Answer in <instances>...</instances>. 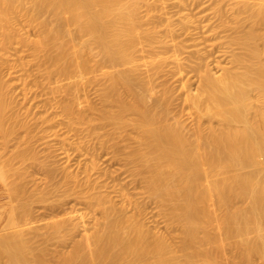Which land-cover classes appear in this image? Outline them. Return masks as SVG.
I'll list each match as a JSON object with an SVG mask.
<instances>
[{
	"label": "bare ground",
	"instance_id": "6f19581e",
	"mask_svg": "<svg viewBox=\"0 0 264 264\" xmlns=\"http://www.w3.org/2000/svg\"><path fill=\"white\" fill-rule=\"evenodd\" d=\"M28 1H31V3H33V6L36 8V10H50V12L55 14L57 17L66 16V19L64 18L66 22L64 23L65 20H63L62 22H60L59 26L55 28L51 26L52 24L45 21L44 36L42 38L31 41L34 47V53L37 57L42 59V53L44 51L46 52V55H44V61L48 64L49 77L51 79L56 78V80H58L57 84H63L62 81L64 80L67 81L74 78L80 79L81 75L88 76V74H94V76L92 75L93 77L88 78V82L85 83V86L92 80H101L99 76H101V78L104 80V82L102 83L103 88L100 95L101 100L104 104L103 109L98 110L94 105H92V103L91 106H88L86 108L80 107L81 105L78 103V96L79 92H81L85 87H83L81 82L78 80H76L72 84H67L65 86L62 85V87L60 86L62 88L60 90H58L59 88H56L58 91L65 93L67 97V99L63 103L64 109L71 116H73L74 119L88 124V126L90 127L89 131L92 135H95L97 133L98 128L106 125L111 126L112 135L115 136L117 134L119 135V137L122 135L124 130H127L129 128L138 130V135L136 137L129 138L134 140V143L137 144L130 153V156L133 159L132 164L134 163V167L136 168L137 173H140L139 175L141 176L143 175V180L145 181L153 195L156 197L155 199L158 200L162 212H165L164 214H166L168 219H170L172 222L180 225L182 230V236L180 237L181 239L179 244L181 247L180 249L185 250L187 248L186 250H189L192 248L193 250L191 251H194L191 252L192 256H188L189 254L186 255L188 256V260H186V263L199 262V264H253L252 261L255 259L254 257H258L264 264V235L260 234V232L264 230V183H262V185L252 186L254 184L253 180L254 178H256L255 176H259V173L253 176L252 174L254 173V171L253 173H250V171L249 174L251 175H242L244 177L240 176L241 178H237L236 180L234 179V175L231 173L229 175L230 178L229 176L227 178H225V176H222L221 179L216 178L212 181L210 180L212 177H214V174L216 177L219 176L220 172L219 174H216L217 170L215 169L222 166L223 162L224 164H226L228 163L227 161H229L230 163H232V165L230 164L231 166H235L233 165L236 164L235 160L241 163L243 161H247V159H249L252 155L255 156V154H257V152L255 151H264V96L262 97L258 95L259 99L261 97V100L259 101L261 102L259 103V105L261 104L260 107L258 106V100L256 96H254V98H256L257 100L256 105L258 107L255 105V103H252V106H254V108L257 107L258 111L256 110V108L254 109L251 106L247 110L249 111L251 108H253L251 109L252 113H250L249 111V114L252 115L255 114L253 113L254 110H256V113L258 112L257 116L255 115V117L257 118H255V121H253V117L248 118L244 113L246 112L245 109H247L246 104H248V102L245 104L247 96H250L247 93L248 91H244V89L239 91L237 87L236 89L239 92H234V90H236L234 88L238 86L239 80L236 81L232 79L233 77H229L228 71L224 69L223 72L227 71V75L224 73L221 75H226L227 78L230 79H227L225 76L226 81H223V85H225H218V78L213 79V74L215 76L216 74L212 72V74L209 73V75L208 69L205 70L207 71L206 75L211 76V78L208 79L207 82L208 88L205 82L207 79H204V81H202L203 83L205 82V84H203L201 81L200 84H203L204 86L202 87L203 89L201 88L204 93L203 96L208 94V96L206 95V98L209 97V100L207 99V101H209L208 105H206V101H203L204 104H202V101L199 98L200 95L198 96L197 94L193 96L191 95L192 97H189L188 95L187 98H185V101L187 100V103H189V100L191 101L193 108L190 104L189 107L191 106L193 112L195 111V118L199 114L202 116L208 115L207 117L209 118H214V116L218 114L219 117L217 118H221L222 116L223 119H220V121L223 120L225 124L223 123L224 127L222 125H219L223 128H218L217 126L218 129H215L216 127L213 124L215 128H211V130L206 126L207 129L210 130L209 135L206 132L207 129L206 131H204L207 134H203L204 132L202 130H204V127L203 125H201L203 122H201V124L199 122V117H201V119L203 117L199 115V117L197 116V123H199V125L197 126L198 128L194 130L191 135L187 133V127H185L186 125L183 124L182 120L179 117H172L170 114L169 108L171 102L168 88H165L164 91L161 92L158 96L156 95L153 99V102L149 104L147 100V94H149L154 89L155 79L153 78V76L141 78L138 75V71L140 70L139 68H141L140 63L142 62V58L137 55V53L145 50L143 46H147L149 48H152L151 50H153V40L155 39L157 33V31H155V26H153L152 24L147 25L150 27H145L144 24L142 25L143 20L140 15V7L145 3L147 4L146 0ZM187 1L185 5H189L190 1L189 3H187ZM237 1H234V3ZM257 1L259 3H257ZM257 1H255L256 6H259V8L261 6L264 7V0ZM23 2L24 0H0L1 44H7L11 40V35L10 32H8V27L12 23V19L14 17L18 15H30L29 17H33L31 13L28 14V12L25 11ZM196 2H194L193 0V3ZM246 2L244 1L243 3L251 6L249 2H247L248 4ZM243 3H241L240 5H242ZM245 4L243 5L245 6ZM235 5H237V3ZM254 5L252 4L251 7L255 10L256 8L254 7ZM240 7L241 6H239V8ZM243 7H241L242 11ZM261 8L259 9V11H253L256 14H264V8L263 12ZM246 10L244 11L246 12ZM253 11L251 10L252 14L254 13ZM236 15L238 16V13H236ZM246 16L248 17L249 13ZM257 16L258 15H256L255 20H253L254 23L258 21L257 18L259 17ZM263 16L264 15H262V18H259V20L261 19L259 22H264ZM60 18L58 20L61 21L63 18ZM188 18L186 17V19ZM247 21H250V19ZM224 22H226V20ZM224 22L222 24H224ZM61 24L63 26L65 24V26L63 27ZM66 25L72 27L71 29L73 32L71 31V33L75 35V38L80 39V41L77 42L79 45L78 49L76 45L77 43L75 44L74 42L76 41L74 40V38L69 39V37L67 39L66 32L64 31L67 29ZM186 25L187 24H185V26ZM252 25L253 24H251V27ZM244 26L245 25H243V28ZM254 27L256 28L258 27V25ZM241 30L243 31L244 29ZM257 31L259 32V30ZM246 35H248L247 40L249 39V42L251 40H254V42L251 43H255V45H258L256 44L258 42L257 40L264 39V35L259 36V34L257 35L256 33L252 32ZM239 44H241V42ZM255 47L258 48V46ZM244 48L247 49V45ZM251 50L252 49H250L249 51ZM148 51H150V49H148ZM256 52L259 51H252V55L254 54L255 58L257 57V59H259L258 57L261 56V50L260 54L257 53L259 55H256ZM237 55H240V53H237ZM98 56L99 58L96 59V57ZM237 58L238 57H236L235 59ZM201 59L202 58H200V60ZM151 60L152 59H150V64L148 63L149 61H147V63L145 62V64H149V67L151 65V68H155V70H158L159 66L157 65V63H155V59L153 58V61ZM241 60L240 62H242ZM260 60H258L259 62L257 61V64L261 63L262 65L258 69H256L258 66L254 69L253 66L255 65V62L251 60L254 63L252 65L253 70H256L257 74H259L260 76L258 77L256 75V72L253 71L254 75H256L255 78H257L256 82L254 81L255 79L253 80V82L256 83L255 86H257L258 83L261 84V82H264L261 79L264 78V59L262 60V62ZM244 61L246 60L244 59ZM145 64L143 63V65ZM237 65H239V63ZM242 65L239 66V68L242 67ZM117 67H124V69L121 70L120 68L121 71H119V69L117 70ZM125 67L128 68L125 69ZM111 68H115L117 71L108 72L107 70ZM194 68L197 70V74L198 69L196 67H193V71ZM236 69L238 68H235V70ZM245 69L247 70L250 68L246 67ZM202 71L203 70H201V72ZM98 72L100 74L99 76ZM199 73L197 75H199ZM236 74V77L242 75ZM209 76L207 77L209 78ZM253 78L254 77L252 74V79ZM199 79L203 80V78ZM245 79L246 78H244V81ZM258 79L259 81L260 79L262 81L259 82ZM247 81L248 79L245 81V84H243V82L241 81L242 85H245L244 88H246ZM185 86L187 87L188 84H184L183 88H185ZM219 86H221L222 88V94L225 95H221V89ZM239 86L241 85L239 84ZM255 86L253 90H256V88H258V86ZM259 87H262L264 89V85H260ZM138 88L140 89L138 90ZM205 92L207 93L205 94ZM203 96L201 92V98ZM248 98V100L250 101V97ZM227 104H230L234 107L229 106L226 109L227 111H224V108V110L221 112L219 108L221 109L222 105L228 106ZM9 105L10 102L8 101L6 92L3 89V84L2 82H0V135L2 136L3 142L1 144L5 145L4 147L6 148L8 147V139H10L9 136H14L17 128L19 127V125L17 127V125H13V123L10 125L9 123L10 117L6 112ZM202 105L206 106V110L204 108L203 111L201 110V108L203 107ZM204 110L206 111V114ZM246 113L248 114V112ZM252 115H250V117ZM211 118L209 120H212ZM216 121H218V119ZM204 122H206V119ZM206 123H208V121ZM189 135H191L192 139L195 138V140H192ZM205 143L206 146L203 147ZM202 150L205 152V156H203L204 154H202ZM254 152L255 154H253ZM262 154L264 155L263 152L261 153V155ZM253 156L251 158H254ZM229 158L232 159V161L227 160ZM205 160L206 162H204ZM13 161L14 163L18 161V163L21 162L22 164H24V162L26 161V154L22 150H16L12 154V156L6 160H2V156L0 155L1 178L6 174L9 177L8 173L10 172L11 174V171L16 168L12 166L13 169L9 168L10 171H8L7 169L9 166L13 165ZM207 162L213 165L212 167H214V170L216 171L215 173H212L214 171L210 169L213 168H209V164L207 165ZM248 163L250 164V162ZM203 164L208 166L209 171L212 173L211 175H213L212 177H210V179L207 178L210 181H206L208 182L207 184L204 183L205 180L203 181L201 178V175L203 177L207 176L206 173L204 174L202 172V170L205 168V165ZM237 165L238 164H236V167L239 169ZM228 166L226 164V168H223H225V170H229V168H227ZM4 168L7 170H5ZM19 168H16L15 170ZM232 168H234L232 169L233 171H231L230 169V171L227 170L225 173H230L234 172V170H237V168L235 167ZM20 170L22 171V169H19L18 172L12 171V174H19ZM206 170L203 171L206 172ZM207 173L209 174V172ZM221 173L223 172L221 171ZM16 174L14 175V177H16ZM18 174L17 178H14L11 175L13 182L16 181V183H18L17 181L21 176V174ZM22 175H24V173ZM211 175L209 174L208 176ZM262 177H259V181L264 182L262 180ZM13 178L16 180L14 181ZM68 179L72 180V185L77 184L78 186L75 176L69 174L66 180ZM84 183L87 187H89L90 185L93 186V184H91L89 180H87V182L85 181ZM12 186L14 187L13 183H11V187ZM11 187H9V190L12 194H9L12 195V198L14 193L13 190L15 189V187H12L13 190L10 189ZM238 188L240 191L238 190ZM237 190L239 191L238 194ZM82 192L75 191V194H70L72 196L75 195V200L80 199L81 201H84L87 207H89L91 210H93L92 208H96L101 213L103 212L102 220H104V222L100 223L98 221V226L96 225V228L90 234L88 232L89 229H86L88 234L85 233L86 237H83L85 242H76L69 252H66L65 254L61 253L63 255H61L59 261H57L58 264H185V260H181L180 258L177 259L174 257L171 258L170 255L172 254V247H170L166 238L162 237L163 235L153 236L151 231H146L144 229L145 225L143 226L138 218L132 216H117L116 219H114V216H112L111 220L109 214L107 213L108 210L105 207L109 202L106 195L95 193L88 195L86 194L85 190ZM233 192H235L236 195H234ZM85 194L88 196H86ZM21 195L23 196L21 199L23 201L26 198L24 197V191ZM30 195L31 198L29 196V200L34 198L32 197L33 194ZM35 195L36 194H34V196ZM43 195H41V199H39L40 197L37 196L38 200L35 197L36 201L40 202V200H42L43 198ZM16 197L20 196L17 195ZM238 197H246V199H244L247 200V209L240 210L237 208V205L235 203L237 202L236 200L238 199ZM15 200L18 201V199ZM24 201L27 202V200ZM32 202L34 203V199L32 200ZM65 202L64 200L63 202L59 201V203L51 202L52 205L50 204L49 209L51 210V212H61L62 210L64 212V205L70 203ZM19 203V207H21L20 209L16 208L18 206L13 207L12 204L6 224L3 226L4 234L3 232L2 234L0 233V264H44L43 261L45 263L47 261L46 258H44L45 253L37 251V254H34L35 245L34 242L32 243L33 236L32 238L28 237V234L31 233L29 231L33 228V225L32 228L30 225V222L32 221H29V215L31 214V212H33V209L27 203ZM205 204H209V206L207 205L208 208L205 207ZM116 210L117 211L114 212H121L120 210L118 211V209ZM81 216L80 220L82 219V222L85 223V220L83 221V218ZM73 219L74 216L69 215L64 219L56 221L51 220V223L48 222V224L46 225L48 231L47 238L59 236L58 239L60 240L62 233L67 232V235L69 236V234L71 235V233L75 232V230L78 229L80 224H82V226L84 225L81 221L80 224L76 223L77 220L74 222ZM41 226L43 225L41 224ZM84 227H86V225ZM6 230L7 232H5ZM255 232L257 233V235H259L255 238V240H250V238H248L250 237L249 235ZM71 236H73V234ZM64 237L66 238V235ZM64 237L62 236L61 238ZM233 239H235V241H233ZM231 240L233 242H231ZM207 245V249H204L203 246ZM226 245L233 247L231 250L234 249L235 253L237 251L238 257H236L235 254L236 259H233L234 256L231 259H228V256L225 257L226 255L223 256V253L226 252ZM231 252H229L228 254H230Z\"/></svg>",
	"mask_w": 264,
	"mask_h": 264
},
{
	"label": "rangeland",
	"instance_id": "374dc122",
	"mask_svg": "<svg viewBox=\"0 0 264 264\" xmlns=\"http://www.w3.org/2000/svg\"><path fill=\"white\" fill-rule=\"evenodd\" d=\"M146 1L148 5L145 3L140 7V15L143 20L142 25L144 24L145 27H150L147 25L152 24L153 26H155V31H157V33L155 39L153 40L154 49L151 50L152 48L143 46L145 50L138 52L137 55H139L142 58L141 59L142 62L140 63L141 68H139L140 70L138 71V75L141 78H147L153 76V78L155 79L154 89L149 94H147V100L149 104L153 102V99L156 95L158 96L161 92L164 91L165 88H168L170 94V102H171L169 108L170 114L172 117H179L182 120L183 124L186 125L185 127H187L186 128L187 133L191 134L192 132H194V130L198 128L197 126L199 125V123H197L198 122L197 116L199 117L200 114L197 115L195 118L194 114L196 113H194L195 111L193 112L192 103L190 100L189 103H187L186 102L187 100L185 101V98H187L188 95L190 97L191 95L193 96L197 94L198 96L200 95L199 98L201 99L202 104H204L203 101H206L207 104L206 103L205 104L208 105L209 101H207V99L209 100V97L206 98V95L208 96V94H206L207 92H205L206 95L203 96L204 93L202 91L203 89L202 87H204L203 84H205L206 82L208 88L207 82L208 79L211 78V76H209L210 75L209 73L212 74V72H214L216 76L213 74L214 78L213 77L212 78L213 79L218 78L220 82L219 83L217 80L218 85L224 86L225 84L223 85V81H226L225 76L227 75L226 73L228 71L229 77L231 78L233 77L232 79L236 81L239 80L238 83L241 85L239 86L238 84V86H236L234 89H236L237 87L239 91L244 89V91H248L247 93L248 95H250L247 96V100L245 102V104L248 102V104H246L247 109L244 108L245 106L243 107L246 110V112H248V114L249 111L250 113H252L251 109L254 108V106H252V103H255V105L258 103V106L260 107L261 104L259 105V103L261 102L259 101L261 100V97L259 99V96L262 97L264 96L263 95L264 89L262 87L260 88L259 86L264 85L263 84L264 82H261L262 80L264 81V78H261L262 80L260 79V81L258 79V81L261 82V84L260 83L257 84L258 88H256V90L254 89L256 92L255 93L253 90L256 84L255 82L257 81L256 80L257 78H255V76L256 75L258 77L260 76L259 74H257L256 70L255 71L253 70L252 65L254 64L253 61L255 62V65L253 66L254 69L257 66L258 67L256 69H258L262 65L261 63L259 64L257 63L259 62L258 60H260L261 58H262L260 60L261 62L264 59L263 56L264 39L260 38L261 40H257V41L258 42L261 41V42L260 43L257 42L256 44L258 45H255V43H251L254 42V40L253 41L251 40L249 42V39L247 40L248 35H246L251 32L256 33L257 35L259 34V36L264 35V22L263 21L259 22L261 20V19L259 20V18L260 17L262 18V15L264 14L259 13L262 14L259 15L254 12L256 10L259 11L261 7H262L261 10L263 12L264 7L261 5L260 8L259 6H256L255 1L257 0H238V1L234 0L237 1L235 3L233 0H229V1L228 0H196L197 2L194 0V2L196 3H193V0H188V1L187 0H146ZM186 1L187 3H189L190 1L189 5H185ZM244 1L249 2L251 6L252 4L253 5L255 4L254 7L256 9L255 10L252 9L251 6H248L245 3H243ZM23 3H24L23 6L25 8V11H27L28 14L31 13L33 17L32 18L29 17L30 15L28 16L18 15L12 19V23L8 27V32H10L11 35V40L9 43L1 44V36H0V82H2L3 89L6 92L7 99L10 102V105L7 108L6 112L7 115L10 117V122H9L10 125L13 123V125H17V127L19 125L20 127L17 128V131L14 136L11 137L9 136L10 139H8L9 143L7 148L4 147L5 145L1 144L3 142H2V136L0 135V147L3 145L0 148V152H1L0 155L2 156V160H6L10 158L16 150H22L26 154V161L24 162V164H22L21 162L18 163V161H16L17 163L16 162L14 163L15 161L14 160L12 162L13 165L7 168L8 171H10L9 168L13 169V167L14 168L20 167L19 169H22V171L20 170L19 173L21 174L22 177L20 176L19 180L17 179L18 183H16L15 181L16 179H14L17 178L18 173L16 174L14 172L16 174V177H14L15 174H12V171L18 172L19 169L17 170H15L16 168L13 169L11 171V174L9 172L8 173L9 177L7 176L6 173L4 177L2 178L0 177V229H1L0 233L2 234L3 232L4 234L3 226L6 224L12 204L13 207L18 206L16 208L20 209L21 207H19L20 206L19 202H21L22 204H26L29 201L27 204L30 205L33 209L32 210L33 212H31V214L29 215L30 218L29 221H32L30 222V225L31 228L33 225V228L32 229L30 228L31 230L29 232L31 233L28 234V237L32 238L33 236L32 239L35 240V241L32 240V243L34 242L35 245L34 254L35 253L37 254V251L44 252L45 253L44 258H46L47 260V261L45 260L46 263L43 261L44 264H47V262L48 264H58L57 261H59L61 255L65 254L66 252H69L73 248L76 242L79 241L85 242L84 241V238L86 237L85 233L88 234L86 229H89L88 232L90 234L96 228L95 226L96 225L98 226L97 223L104 222V220H102L103 212L101 213L96 208H92L93 210H91L89 207H87L84 201H81L80 199L75 200V195L73 196L71 195L72 193L75 194L74 193L75 191L82 192L85 190L86 194L88 195L95 193V194H104L107 196L108 198L107 200L109 202L108 204H106L105 207L108 210L107 213L109 214L111 220H112V216H114L113 217L114 219H116L117 216L118 217L132 216L138 218L143 224V226L145 225L144 229L146 231H151L153 236L163 235L162 237L166 238L168 244L170 245V247H172L171 248L172 254L170 253L171 258L174 257L177 259L180 258L181 260H185V264L193 263V262L186 263V260H188V256L192 254L191 252H194L191 251L193 249L192 248L191 249L188 248L189 250H186L187 248L185 250L180 249L181 248L179 245L181 239L180 237L182 236V230L180 225L175 222H172L170 219H168L166 214H164L165 212H162L158 200L155 199L156 197L153 195V193L150 191L149 187L143 180V175L142 176L139 175L140 173L139 174L137 173L136 168L134 167V163L132 164L133 159L130 156V153L137 144L134 143V140L129 138L136 137L138 135L137 132L138 130L129 128L127 130H124L122 135L119 137V135L117 134H116L117 136L112 135L111 126L106 125L98 128L97 133L95 135H92L89 131L90 127L88 126V124L74 119L73 116H71L63 107V103L65 102L67 97L65 93L58 90L62 89L61 88L62 85L65 86L67 84H72L73 82L78 80L81 82L83 87H85L81 92H79L78 103L81 105L79 106L82 108L83 107L86 108L88 106H91L92 103V105H94L98 110L103 109L104 104L101 100L100 95L103 88L102 83L104 82V80L101 78V76H99L100 75L99 72H98V76L102 81L95 79L87 83V85L85 86V83L88 82L87 81L88 78L94 76V74H90V75L88 74V76L81 75L80 79L74 78L67 81L64 80L65 82L62 81L63 84L60 83L61 84L60 85L57 84L58 80H56V78L51 79L49 77L48 64L45 63L44 61L45 58L44 55H46V52L44 51L42 53L43 55V56L41 55L43 57L42 59L35 55L34 47L31 41L42 38L44 36L45 33L44 22L46 21L52 24L51 26L55 28L59 26L60 22L66 19V16H62V17L60 16L61 18H63L60 21L58 20L60 17H57L55 14L50 12V10L49 11L39 10V9L36 10V8L33 6V3H31V1L28 0H24ZM236 3L237 5H235ZM241 3L245 4V6L243 4L240 5ZM257 3L259 2L257 1ZM239 6L241 7L244 6L243 11L241 7L239 8ZM245 7L247 10L245 9ZM248 7H250L252 11L254 10L253 14L250 8ZM244 10H246V12ZM236 13H238V16L236 15ZM248 13L252 19L249 16L248 17L246 16L248 15ZM256 15H258L257 17L259 18L256 17L258 21L254 23L253 20H255ZM186 17L189 18L186 19ZM236 19H238L239 21ZM249 19L252 22L247 21ZM225 20L226 22H224ZM263 20H264V16H263ZM222 21L224 22V24H222L223 23ZM235 21L238 22L239 24L236 23ZM65 22L66 20L64 21V23ZM185 24L187 25L185 26ZM251 24H253L252 25L253 28L251 27ZM243 25H245L244 28ZM257 25L258 27L255 28L254 26ZM66 28L67 29L64 31L66 32L67 39L69 37H70L69 39L74 38V40H76L74 41L75 44L79 42L80 39L75 38L74 37L75 35L71 33L72 27L66 25ZM240 28L244 30L242 31ZM257 30H259V32ZM239 41L241 42L242 45L239 44L240 43ZM244 41L245 42L247 41L246 42L247 44ZM76 45L78 49L79 48L78 43ZM246 45H247V49L244 48L246 47ZM255 46H258V48ZM255 48L258 50H256ZM148 49H150V51H148ZM250 49L252 50L249 51ZM260 50H261V56L258 57L259 59H257V57L255 58L254 54L252 55V51H259L256 52V55H259ZM246 52L248 55L246 54ZM237 53L238 54L240 53V55H237ZM236 57L238 58L235 59ZM98 58L99 56L96 57V59ZM153 58L155 59L154 60L155 63H157V65L159 66L158 70H155V68L154 69L151 68L152 67L151 65L150 67L148 66L150 64V59H152L151 61H153ZM200 58L202 59L200 60ZM244 59L246 61H244ZM233 60L236 62H234ZM240 60L242 62H240ZM147 61H149L148 65L145 64V62L147 63ZM205 61H208L209 63ZM143 63L146 66L143 65ZM238 63L239 65H237ZM240 64L241 65L243 64L242 67H240L241 69L239 68V66H241ZM201 65L203 66V68ZM263 65H264V60H263ZM128 67H125V69H127ZM193 67H196L198 69L197 74L201 72V70L203 71L199 73V75H197L196 74L197 70L194 68L193 71ZM244 67L245 68L248 67L250 69L246 70ZM120 68L121 70L124 69V67L123 68L117 67V70L119 69V71H121ZM235 68L238 69L235 70ZM207 69L209 75H206L207 71L205 70ZM224 69H226L227 71L225 70L226 72H223ZM117 70L115 68L113 69L111 68L108 69L107 71L116 72ZM250 71L256 72V75H254V72L251 73ZM223 73L226 75L225 76L221 75ZM236 73L242 75L237 76L238 77L237 78L235 76ZM252 74L254 77L253 79H252ZM205 76L206 77L209 76V78L208 77L206 78ZM199 78H203V80L202 79L200 80ZM244 78H246L245 81L247 79L249 81L246 82L247 89L244 88L245 85L244 86L242 85V82L243 84H245ZM204 79L207 80L203 83L202 81H204ZM253 80L255 82H253ZM200 81L203 84H200ZM186 83L188 84V86L187 87L185 86V88H183L184 84L187 85ZM219 87L221 89L220 91L221 95H225L222 94L223 91L221 86ZM56 88L59 89L57 90ZM139 89L140 88H138V90ZM236 90H234V92L236 93L239 92L238 90L237 91ZM201 92L203 96L202 98H201ZM254 96H256L258 102L256 98H254ZM248 97H250V101L248 100L249 99ZM189 104L192 106V108L191 106L189 107ZM223 105L221 106V109L219 108L221 112L224 110V108H225L224 111H227L226 109L229 106L234 107L230 104H227L228 106H223ZM202 106L203 107L201 108V110L203 111V108L205 109L206 106L205 105ZM250 106L253 108L247 111L250 108ZM257 107L255 108L258 111ZM205 110L204 112L206 114ZM256 110L253 111V113H255L253 114L254 116L252 114L248 115L246 112L244 113L248 118L253 117L254 120L253 119L252 120L255 121V118H257L255 117V115L257 116L258 113V112L256 113ZM250 115L252 116L250 117ZM207 116L203 115L202 119L201 117H199L200 124L201 122L205 124L208 121V123H206L205 125L203 123L201 124L204 127L203 128L201 126L204 129L202 130L203 132L206 131L207 127H209L210 130L211 128H215V127H216L215 129L224 127L223 120L220 121V119H223L222 116L221 118H217L219 117L217 114L214 116V118L210 117L212 120H209L210 118ZM204 118L206 119V122H204L205 121ZM217 119L218 121H216ZM210 124L211 126H213L214 124L215 127L214 126L211 127ZM219 125H222L223 127ZM210 130L207 129L206 131L208 135ZM206 132H204L203 134H205ZM191 135H189L190 138ZM192 140H195V138ZM205 146L206 143L203 145V147ZM255 152H257L258 156L257 154H255ZM255 152L253 153L255 154V156L252 155L254 158H251L252 157L251 156L249 159H247V161H243L240 163L239 161L235 160L236 164H238L237 166L239 167V169L236 167V164H233L235 166H231L232 163L227 161L228 163L226 162L225 163L227 164V166L229 164L230 167L229 166L227 167L229 168V170L228 169L225 170L226 164H224L223 162L222 166L217 168L215 167L216 168L215 170H217L216 172L214 170V167H212L213 165L207 162V165L209 164V168L210 167L213 168L210 169L214 171L212 173L216 172V174H219L220 172L219 176L217 175L218 177H216L215 174L214 177H212L213 175H211L212 173L209 171L208 166L203 164L205 165V168L206 167L208 168V169L206 168L208 171L203 166L204 168L203 170H206V172H204L203 170L202 172L204 174L206 173L207 176L203 177L201 175L202 180L203 181L205 180L204 183L207 184L208 182H210L208 180L210 179V177H212L210 179L212 181L216 178L221 179L222 176L223 177L225 176V178H227L231 173L234 175V179L236 180L237 178L244 177L242 175L249 176L251 175L249 174V172L251 171L250 173H253L254 171L252 175L255 176V174L259 173L258 174L259 176L257 175L255 176L257 179L254 178L255 182L253 180L254 184L252 183L253 185L252 184L251 185L252 186L262 185V183L264 182L259 181V177L261 178L262 176H264L263 173L264 170H262L264 169V155L263 154L261 155V153L262 152L264 153V151L261 152V150H259ZM204 153L205 152L203 151L202 154ZM203 156H205V154ZM227 160L232 161V159L230 158ZM204 162H206V160ZM248 162H250V164ZM232 167L237 168V170L239 171L234 170V172H230V173L227 172L228 174L225 173L227 170L230 171V169L231 171H233L232 169L234 168ZM221 171L223 173H221ZM22 172L24 173V175H22L23 174ZM207 172H209L211 176H208L209 174ZM69 174L75 176V178L77 179L78 186L77 184L72 185L71 183L72 180L70 179H68L69 181L66 180ZM11 175L14 177L13 179L15 182L12 181ZM87 180H89L90 183L93 184V186L90 185L91 187L90 186L87 187L84 183L85 181L87 182ZM262 180L264 181V177H262ZM11 183L14 184L15 187L14 190H13L14 187L13 186H12L13 188L11 187ZM81 184L82 185L84 184L85 186L84 185L82 186ZM8 185L9 187H11L10 189L13 190L15 195L16 196L18 195L20 197H16L13 193L12 198L14 199H12L11 198L12 195H10L12 193L9 190ZM15 185L18 186L16 187ZM238 190H237V194L240 191ZM23 191H24V197L27 198V199L25 198L24 200H27V202L21 200L23 197L21 195ZM233 193L234 195H236L235 192ZM30 194H33L32 197H34L33 198L34 203L32 202L33 199L31 200L28 199L29 196L31 198ZM34 194L36 195L34 196ZM40 194L41 195L44 194V195L42 200L38 202L36 201V198L38 196L40 197L39 199H41ZM240 198L238 197V199L236 200L237 202L235 203L237 205V208L240 210L247 209L248 204H247V200H245L246 197H244L245 199L244 198L240 199ZM15 199H18V201H16ZM13 200L16 202H14ZM63 200L64 202L67 201L65 203L70 202L69 204L64 205V210L66 212L65 211L63 212V210L61 212H51V210L49 209L51 202L59 203V201L63 202ZM17 202L19 203V205ZM209 204H205V207L208 208ZM116 209H118V211L120 210L121 212H114L117 211ZM69 215H73L74 222L77 220L76 223L79 224L82 222V219L80 220V216L82 215L81 217L83 218V221L85 220L84 222L86 224L82 222L84 225L82 226V224H80L81 227L79 225L77 229L78 231L75 230L76 233L75 232L71 233V235L73 234V236H71L70 234L68 236L66 232V233H62L63 237L66 235V238L65 237L61 238L62 236L60 235L61 236L60 240L58 239L59 236L57 237L53 236L47 238L48 231L46 225L48 224V222L51 223V220L56 221V220L64 219ZM41 224L44 227L41 226ZM85 225L86 227H84ZM5 232H7V230ZM260 234L264 235V230L260 232ZM258 235L256 232L251 233L249 235L250 237L248 238H250V240L253 239L255 240V238ZM233 241H235V239H233ZM233 241L231 240V242ZM206 247H208V245L203 246L204 249H207ZM230 247L231 246L226 245L225 247L226 252H224L225 254L223 253V256L225 255H226L225 257L228 256V259H231L234 256L233 257L234 259L236 254V257H238L237 251L235 253L234 249L231 250L233 247L231 248ZM231 251L233 252V255ZM229 252L231 253L228 254ZM254 258H253L254 260L252 261L253 264L255 263L263 264L261 259H259L258 257H254ZM193 264H199V262H194Z\"/></svg>",
	"mask_w": 264,
	"mask_h": 264
}]
</instances>
